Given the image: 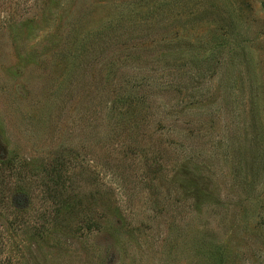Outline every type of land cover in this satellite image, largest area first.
Masks as SVG:
<instances>
[{"label":"rangeland","instance_id":"1","mask_svg":"<svg viewBox=\"0 0 264 264\" xmlns=\"http://www.w3.org/2000/svg\"><path fill=\"white\" fill-rule=\"evenodd\" d=\"M0 190V264H264V0H0Z\"/></svg>","mask_w":264,"mask_h":264},{"label":"trees","instance_id":"2","mask_svg":"<svg viewBox=\"0 0 264 264\" xmlns=\"http://www.w3.org/2000/svg\"><path fill=\"white\" fill-rule=\"evenodd\" d=\"M108 27H111L110 30H112V29H113V30H116V29L120 28V26H117L116 24L114 25V24L110 23V24L106 25V26L104 27L103 30L101 29L100 31H97L96 34L99 35L98 38H97L98 43L101 42L100 37L102 36V33H103V35H105V31L107 30ZM120 30H121V29H120ZM101 32H102V33H101ZM111 33H113V31H111ZM106 35H108L107 32H106ZM109 35H110V32H109ZM109 35H108V36H109ZM83 40H85V39H83ZM83 40H82V41H83ZM84 45H85V43H83V44L81 45V47H80V46L78 47V51L76 50L77 54L80 55V56H83L82 54H85V50H84L85 48H84ZM79 49H80V51H79ZM85 60H86V59H85ZM85 60H83V59L80 60L81 65H83V64L86 62ZM78 62H79V61H78ZM112 91H114V90H112ZM113 102H115V100H114ZM2 193H3V191L0 190V194H2Z\"/></svg>","mask_w":264,"mask_h":264}]
</instances>
